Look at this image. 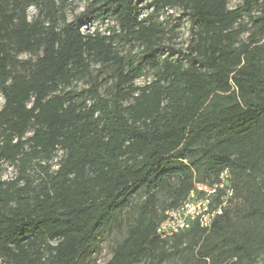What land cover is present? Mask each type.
<instances>
[{
    "label": "trees",
    "instance_id": "trees-1",
    "mask_svg": "<svg viewBox=\"0 0 264 264\" xmlns=\"http://www.w3.org/2000/svg\"><path fill=\"white\" fill-rule=\"evenodd\" d=\"M150 5L188 16L180 57L161 58L166 30L138 0H87L78 13L73 0H0V172H16L0 177V264H87L140 194L109 264H160L165 245L188 233L205 260L264 257V0ZM96 19L116 24L83 30ZM121 44L140 46L139 57ZM148 70L154 79L136 84ZM225 169L235 195L211 229L194 221L162 238L165 211Z\"/></svg>",
    "mask_w": 264,
    "mask_h": 264
},
{
    "label": "rangeland",
    "instance_id": "rangeland-1",
    "mask_svg": "<svg viewBox=\"0 0 264 264\" xmlns=\"http://www.w3.org/2000/svg\"><path fill=\"white\" fill-rule=\"evenodd\" d=\"M152 0H138L141 16L145 18L152 17L153 19H158L162 22L163 27L166 30L164 40L160 46V56L161 58L170 57L172 59L180 57L177 53L178 49H185L191 40V25L188 20V16L185 14L181 7H166L160 14H156L153 11V7L150 5ZM74 3V13L83 11L87 0H73ZM242 3V0H229V6L235 7ZM30 12L33 13L34 9L30 8ZM73 12H69V17L73 18ZM116 23L111 19H96L88 26H84V31H94L96 29L102 31H108L110 26H114ZM249 35V32L243 35V39ZM123 53H136L140 55V46L131 48L130 45H120ZM155 71L148 70L143 76L136 80V84L144 85L149 83L154 79ZM81 84V83H79ZM4 99L0 94V107L2 106ZM15 168L11 164H5L2 171L0 172V177L4 179H10L15 176ZM260 179L264 181V171L259 175ZM245 191H241V195L244 197ZM144 198V194H140L132 201V205L120 212L113 223L109 224L100 234L97 243L92 247L87 259V264H109L110 259L113 255L114 247L118 242H120L127 234V229L129 225L133 222L136 215V205L141 202ZM165 200L162 197L163 204ZM232 221L230 228L239 227L241 223V215L237 216L232 210L231 213ZM193 234L188 233L182 235L175 241L174 239L167 243L163 248L165 253L163 260L160 264H222V260L216 255L209 257V260H205L202 257L196 255V249L199 244H194ZM251 260L249 258L238 259L235 261L237 264H262L264 257L261 252L257 253ZM135 264H147L145 260L135 263Z\"/></svg>",
    "mask_w": 264,
    "mask_h": 264
},
{
    "label": "built area",
    "instance_id": "built-area-1",
    "mask_svg": "<svg viewBox=\"0 0 264 264\" xmlns=\"http://www.w3.org/2000/svg\"><path fill=\"white\" fill-rule=\"evenodd\" d=\"M196 187L198 190H203L204 194L200 196L197 191L192 190L180 206L165 211L166 217L157 228L162 238L169 239L189 229L194 221H197L200 227L210 230L216 216L222 213V207L228 205L229 199L235 195L231 173L228 169L221 172L217 183L213 185L197 183ZM219 189L224 190L222 203L213 208L211 207V196Z\"/></svg>",
    "mask_w": 264,
    "mask_h": 264
}]
</instances>
